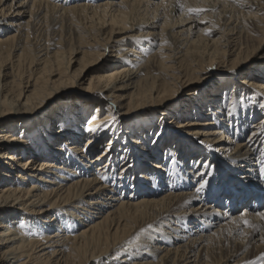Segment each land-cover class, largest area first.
<instances>
[{
  "label": "bare ground",
  "instance_id": "6f19581e",
  "mask_svg": "<svg viewBox=\"0 0 264 264\" xmlns=\"http://www.w3.org/2000/svg\"><path fill=\"white\" fill-rule=\"evenodd\" d=\"M261 15L264 0H0V264H264V68L243 73ZM220 68L242 97L225 84L170 117ZM71 100L94 115L48 113Z\"/></svg>",
  "mask_w": 264,
  "mask_h": 264
},
{
  "label": "rangeland",
  "instance_id": "374dc122",
  "mask_svg": "<svg viewBox=\"0 0 264 264\" xmlns=\"http://www.w3.org/2000/svg\"><path fill=\"white\" fill-rule=\"evenodd\" d=\"M258 15H260V14H258ZM261 17H264V15H261ZM207 25H208V23H206L205 25L203 24L202 27L204 28ZM256 33H257L256 36H261L260 32L257 31ZM259 53L261 54V58L260 59L257 60L256 57H253L252 59H249L245 63L244 69H243V73L245 72V75H244L245 78L247 77L249 79L250 78L249 76H250L251 73H253V71L256 74L257 72H255V70L264 68V45H263V47H262V49L260 50ZM116 54L117 53H113V54L111 53L109 55L104 56V58L101 59V62L96 64L95 67L109 66L111 64L112 60H115V56L114 55H116ZM220 69L221 70H214L217 73L219 71V73H220V75L218 74L219 75V79L218 78L214 79L213 73L212 72H208V73H205L201 77L200 80H198V81H202V82H199L197 84H194V85L190 86V88L193 89L190 92L191 93L197 92V94H198L196 99H192L194 96L189 97L190 99L182 98L183 96H181V97H178L177 99H174V100H171V101L167 102L165 104V106L167 105L169 107L166 108V109L168 111H173V112H171L170 117L174 116L175 113L177 114L179 112H185L188 109H190L191 111H194V104H195L196 101H198L200 99L207 100L208 97L212 96L213 94L225 93L223 90H221L222 86L225 85V84L226 85H231V87L229 86V92L232 91L233 88H234V90L238 88L237 95L241 96V95H244L246 93L245 90H242V87H244L246 85L243 84L242 82H240V80L243 79V78L240 77V78L236 79V75H234L232 73H229V76L227 78H222V76L224 75V69L223 68H220ZM94 74H96V73H90V75L87 77V80H85L81 84H79L76 87V89H78V87H80V89H86V87H88V85H89V80L88 79H90V77L92 75H94ZM202 79H204V80H202ZM206 79H209V81H207ZM174 91L177 92V90H174ZM70 103H71V104H69L70 106L67 105L65 109H63L64 108L63 107L62 108L63 110H61V111H59L60 107H58V106H60V105H58L56 107H53L52 109H49L48 113L50 115H55L57 112H59V113L62 112V114H64L65 117L67 116V118H69V117L71 118V115H73L74 117L78 118L79 116L82 115V113H83L84 118H86V117L90 118L95 113L96 108L92 107V105H96V103H92V101L88 102V103H85L82 107L79 106L77 108H76V101H74V100L72 101L71 100ZM73 103H75V106H74ZM86 104H89L88 105V109L83 108ZM64 105H65V103H64ZM81 105H82V103H81ZM163 107L164 106H162L161 108L158 107V109L152 115H150L151 118L150 117L147 118V123L149 122L147 124V127H149V128H147V129H149V132L151 131L153 137L155 136V134L158 131H161V129L159 128L158 125H156V123H158V124L160 122L163 123L162 120H163L164 116H161V114H160L161 113L160 111H161V109ZM102 108H100L101 110L99 111V113L105 114L106 110L104 109V106ZM121 110L125 111V109H121ZM74 112H75V115H74ZM83 116H81V118ZM167 118L168 117H166V120H165L166 122H168ZM136 121L137 122L135 124H134L133 121H131L130 125H132V126L133 125L135 126L136 124L139 125V126L143 125V121L144 120H140L139 118H137ZM57 126H59V124L55 125V127H57ZM35 127H33L32 129H34L36 131ZM141 130L139 129L137 131L140 132ZM147 133L148 132L146 131L144 134L147 135ZM38 136H39V134H38Z\"/></svg>",
  "mask_w": 264,
  "mask_h": 264
},
{
  "label": "snow or ice",
  "instance_id": "6c2138e0",
  "mask_svg": "<svg viewBox=\"0 0 264 264\" xmlns=\"http://www.w3.org/2000/svg\"><path fill=\"white\" fill-rule=\"evenodd\" d=\"M180 8L183 10L184 9V5H180ZM187 11L189 13V15H197L199 16L201 13L205 12V11H209V9H204V8H187ZM202 23H204L202 21ZM207 34H211V30H209V32ZM146 39H151L150 37L146 38ZM96 117H93V119H95ZM89 131H95L96 129H93V128H90L88 129ZM201 143H203L201 141ZM201 167H211V165H204V164H201ZM197 175H200L201 176V181L199 182V187L197 188V191H203V189L205 188V186L207 185V180H204L203 179V176L206 175V173H201L199 172V170H197ZM242 215H246V214H242ZM259 215V213H258ZM242 223L244 225H246L247 227H250V228H256L257 226L255 224H253L250 220L248 219H242ZM248 264H251V262H248Z\"/></svg>",
  "mask_w": 264,
  "mask_h": 264
}]
</instances>
